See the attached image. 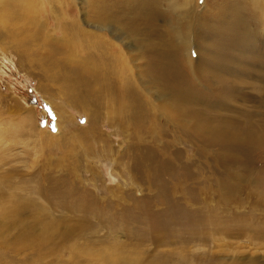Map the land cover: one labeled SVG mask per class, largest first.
Listing matches in <instances>:
<instances>
[{
	"label": "rangeland",
	"instance_id": "obj_1",
	"mask_svg": "<svg viewBox=\"0 0 264 264\" xmlns=\"http://www.w3.org/2000/svg\"><path fill=\"white\" fill-rule=\"evenodd\" d=\"M20 2L0 0V264H264L262 156L238 146L237 166L225 168L220 162L229 147L192 124L201 122L199 112L213 97L230 102L225 113L231 118L245 112L263 120L264 22L248 8L242 14L260 34L246 58L232 54L231 69L249 72L238 75L230 92L224 82L228 87L219 94L217 82L198 71L210 36L194 38L201 50L194 44L197 62L187 74L175 61L143 52L133 37L95 24L90 0H25L22 10ZM222 4L198 0L193 6L204 12ZM17 13L26 19L15 22ZM70 23L99 36L79 38L68 30L74 56L93 64L94 74L46 68L60 55L53 45L42 56L34 52L31 32L60 37ZM156 23L167 28L163 20ZM100 37L121 52L117 66ZM56 75L61 83L51 80ZM144 76L153 83L143 86ZM240 76L248 82L239 83ZM190 85L201 101L189 112L171 110L172 94Z\"/></svg>",
	"mask_w": 264,
	"mask_h": 264
},
{
	"label": "bare ground",
	"instance_id": "obj_2",
	"mask_svg": "<svg viewBox=\"0 0 264 264\" xmlns=\"http://www.w3.org/2000/svg\"><path fill=\"white\" fill-rule=\"evenodd\" d=\"M16 1H18V0H16ZM19 1L22 2V6L20 5V10H22L23 5L25 4V0H19ZM168 1L169 0H90L89 5H90L92 12H93V14L91 13V15H93L92 18L96 22V23L94 22L95 24L98 23L101 26V28L112 29L115 34L121 35L123 38L129 37V36L133 37L134 40L139 44V48L143 47V48H141V50L143 52L153 54V56L154 55L159 56V58H163V59H167V60L171 59L178 64V67H179L178 69H183L187 74L192 73V65L194 62H197V61H195V58L194 59L192 58V54H191L192 48L196 47L194 44L197 45V42L194 41V38L200 37L202 39L207 40L208 36H210L212 43L210 42L209 44H212V47H210V45H209L208 49L206 50L207 54H208L206 58H202V59L200 58L199 59L200 65H198L199 66L198 69H201V70H198V71L203 72L204 74H205V72H207V74H205L206 75V81L208 83H211V85L213 84L214 81L217 82L216 85L219 89V94H222L224 91V88L228 87V86H225L224 82H227L230 84V85L229 84L228 85L230 87H232V89L229 87V92L232 91L233 88L235 87V85L233 86V84L236 83V81H238V79H237V77H239L238 75L243 74L245 72L246 73L249 72L248 67H246L247 69L243 72H242V70H240V72H239V70L236 71V69L235 70L231 69V64L235 63V62L234 63L232 62V60L235 58L232 54L235 50H237L239 56H244L246 58L245 55L248 54L250 51H252L255 48V46H254V44L256 45L255 40L258 37V35L260 34V33L258 34V32L255 33V31H253L249 25H245L244 20L240 19V18H242V14H244V11L246 10V8H248L254 14L253 16L255 17V20H257L258 22L261 21L260 24L263 27L264 0H240L239 4H237V2L239 0H233V1L221 0L223 3L222 5H219L221 7H217V6L213 7V5H211V8L208 11H204V12H200L199 10H194L195 8L193 6V3H194V1L197 2L198 0H181L180 2H177L175 0H171V1H169V5H168V9H167L166 4ZM30 5L31 4H29V6ZM237 5H238V8H237ZM196 6L198 7L197 4H196ZM24 8H26V7H24ZM30 8H32V7L30 6ZM26 10H31V9H26ZM237 10H238V14H237ZM25 19L26 18L24 17L23 14L17 13L16 15L15 14L13 15V20L15 22H19L20 20H25ZM158 20H163L164 24H166L167 28L164 26L158 27L157 23H156ZM74 23H70L69 25L66 24L65 28L63 30H61V32H60V37L57 36L54 38L53 36H51L47 32L38 30L37 33H35V34H32L33 32H31L32 36L30 35L31 37L29 38V40L31 39V41L34 45L33 48H34L35 54H38V55L40 54L41 56L46 54L47 51H46L45 47L48 45H53L54 47L58 48V49H56L57 52L60 51V55H59L58 60H56V62L55 61L52 62L53 60L51 61L49 59V61H51L52 63L48 64V66H45L49 70L59 68V67L60 68H66V67L71 68L72 67V68H76L79 71H81L82 74L83 73L94 74L95 73L94 72L95 66L93 64H91L89 61L84 60V59L83 60L82 59L77 60L76 59L77 56L75 54H73L72 49L74 47L72 48L71 47L72 44L69 43L70 37H69L68 30L70 29L71 31H73L74 32L73 34L75 36H79V38L82 37V38L86 39V38L99 37V36L96 33H92V32L86 31L85 29H82L79 25H76ZM196 23H197V25H196ZM26 25H28V24H26ZM124 25H126L125 28H124ZM28 26L30 27V25H28ZM259 27L260 26H258V28ZM262 27H261V29H263ZM14 28H16V27H14ZM41 28H43V27H41ZM195 28H198V29H195ZM28 30L30 31V29H28ZM22 31H20V32H22ZM29 31H28V33H29ZM32 31H34V30H32ZM210 32L212 34H209ZM17 34H20V33H17ZM29 34H27V35H29ZM23 37H25V35ZM23 37L19 36L16 38H23ZM27 37H29V36H27ZM16 38H13L14 41ZM244 38H245V40H243ZM100 40H102L101 44L106 46V55L109 54L111 56V58L115 59L114 62H111L112 65L117 66L115 63H117L118 58L121 55V52H115L114 51L115 47L111 43H109L104 37H100ZM31 41H30V43H31ZM88 41H89V39H88ZM15 42H19V40L15 41ZM90 42H91V40H90ZM200 42L202 43V41H200ZM26 43L24 45H27ZM15 44H17V43H15ZM29 45H31V44H29ZM20 48H21V46H20ZM147 48H150V49H147ZM197 49L201 50L199 45H197ZM50 50H52V49H50ZM27 51H26V46H25V52H27ZM30 52H31V50H30ZM201 53H203V51ZM22 54H23V51H22ZM143 54H145V53H143ZM261 55H263V54H261ZM38 57L40 58V56H38ZM45 58H46V55H45ZM52 59H54V58H52ZM247 59H248V56H247ZM26 60H28V59H26ZM40 60H42V59H40ZM252 61H253V59H252ZM37 62L38 61H36V64H37ZM95 62H96V60H95ZM261 62L264 63V60H261ZM30 63H32V60H31V62L29 61V64ZM153 63H155V62H153ZM236 63H237V61H236ZM120 65L122 66V70H124V64L120 63ZM237 65H238V63H237ZM247 65L250 66L248 64V62H247ZM153 66H151L150 68H153ZM245 66H246V64H245ZM243 68H244V66H243ZM255 69H257V67H255ZM154 71H156V70H153V72ZM163 73L165 74V72H163ZM143 74H147L146 71L143 72ZM261 74L264 75L263 73H261ZM67 76H69V75H67ZM156 76H157V74H156ZM189 76L191 77L192 75H189ZM248 76H249V74H248ZM240 77L242 78L243 76H240ZM252 77H250L251 78L250 80L253 79ZM50 78L52 81L55 80L58 82L63 80L62 77H59L57 75L51 76ZM142 79H144V80L143 81L141 80L140 82L143 86H146V84H152L153 83V80L148 78L147 76H144ZM257 79H259V78H257ZM245 80H249V79L242 78V80L239 83H242V84L247 83L248 81H245ZM261 80H264V76L261 78ZM249 82H251V81H249ZM171 84H173V83H171ZM250 84L251 83H249L248 85H250ZM155 85H159V84H155ZM241 86H243V85H241ZM194 87H195V85H194ZM250 87H252V85ZM160 89H162V88H160ZM203 89H206V88H203ZM183 90L184 91L180 94H174V95L172 94L174 102L171 100L172 101L171 105L173 106V108L171 110H175V112H179L181 110L183 111L184 107H188L186 109H188L187 111L189 112L191 109V106L196 105L195 103L201 101V99H200L201 96L199 97V95L197 94L198 89L195 90V89H193V87L191 88V85H190L189 88H187L186 90L185 89H183ZM215 93L216 92H214L213 94H215ZM231 94L234 95L232 92H231ZM166 95H168V94H166ZM262 95H264V94H262ZM230 98H232L231 95H230ZM236 98H237V96H236ZM238 98H239V96H238ZM212 101H213V105L209 104V101L206 104L204 102L205 105L203 107V110L201 112H199L201 115V122L196 120V119H192L193 128L200 130L202 132L201 134H203V136L212 137L213 139L217 140V143H221L222 145H225V148L229 147L227 150V154H225V157H222L224 159L220 162L223 164L224 167L225 166L232 167V166L238 164L237 163V160H238L237 154L234 153L233 148H236L239 146L241 148L245 147V148H243L244 151L246 149H248L251 152H255V153L261 155L262 156V157L260 156L261 159L259 158L260 162H261V166L259 168L264 169V96L260 100L261 101L260 106L262 108L261 110H263V116H262L263 120L262 119L252 120L248 116H246L245 112H243L244 115H238V117L231 118V116H229L228 113H225V112H230V110H228V109H231L230 105H229L230 102L228 103L225 101V103H228V105L225 103L223 104L222 102H224V100H222L220 98H216V97H213ZM246 101H249V100H246ZM198 105H199V103H198ZM161 109L163 110V108H161ZM235 110H237V109H235ZM170 112H172V111H170ZM207 112L209 114L213 113V115H216L217 117L216 116L215 117H213V116L209 117V114ZM236 113H237V111H236ZM183 116H184V113H183ZM183 118H180V120L179 119L178 120L181 122V119H183ZM180 125L181 124H179V126ZM205 141H206V139H205ZM215 143H216V141H215ZM218 151H220V150H218ZM238 153H241V152H238ZM218 158H220V157H218ZM240 160H242V159H240ZM228 178H227V180H228ZM231 179H233L235 181V180H240L241 177H240V175H236V176L233 175ZM223 180H224V178H223ZM225 180H226V178H225ZM250 181H252V180H250ZM223 184H224V182H223ZM233 184H235V183H233ZM220 197H222V196H220ZM37 217H39V216H37ZM46 224H47V221H46ZM43 225H44V223H43ZM43 225H42V227H43ZM38 227H40V226H38ZM52 228H50V230ZM70 228H72V227H70ZM32 231H33V229H32ZM23 235H25V234L23 233ZM23 242H25V241H23ZM110 260H112V259H110Z\"/></svg>",
	"mask_w": 264,
	"mask_h": 264
}]
</instances>
